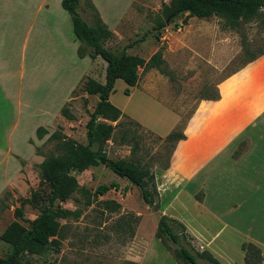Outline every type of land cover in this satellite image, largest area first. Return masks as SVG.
Wrapping results in <instances>:
<instances>
[{"label":"rangeland","instance_id":"obj_1","mask_svg":"<svg viewBox=\"0 0 264 264\" xmlns=\"http://www.w3.org/2000/svg\"><path fill=\"white\" fill-rule=\"evenodd\" d=\"M85 1L80 0L77 10L90 23V10L85 6ZM94 1L109 25L122 14L118 28L115 29L117 34L105 43L115 53L124 50L146 59L160 47L163 68L139 69L136 87L175 110L181 120H184V125L199 100L215 92L218 94L217 85L249 63H243L248 54L242 51V39L252 43L250 52L262 47L264 33L255 20L230 29L223 27L220 19L214 16H190L183 23L185 13H182L158 30L154 20L159 15L161 2L168 0ZM48 3V17L56 18L58 30L46 31L43 40L31 36L26 53L22 51L23 28L20 25L18 31L8 34L5 32L0 36V78L8 69L3 78L8 77L10 80L8 84L5 83L7 98L0 96V232L14 219V208L21 206L22 216L15 219L23 225H27L38 213L48 193L47 184L40 178L39 164L48 153L54 151V141L49 140L48 135L58 130L73 142L84 143L85 122L97 99L95 95L81 91L78 82L66 100L73 119H66L59 113L73 80L84 72L88 59L77 58L75 49L78 42L73 48L68 40L69 36L73 40V34L70 26L62 19L63 13L59 10L61 7L58 1L49 0ZM47 27L48 20L43 29L46 30ZM20 66L23 67L22 75L16 71ZM244 68L220 84L223 101L234 89L240 90L239 88L248 85L264 72L260 61ZM103 70L104 62L97 58L91 62L84 75L102 80ZM122 91L123 82L115 80L109 100L116 106H124L130 110L132 101L125 103ZM125 121L120 120L113 139L99 142V148L113 159H137L154 176H159L168 167L176 144L171 148L148 129L141 125L134 128L133 125L125 124ZM39 125L46 130L40 139L34 134ZM125 126L135 129L138 141L132 154L130 143H122L119 139L120 130ZM191 146V141L181 143L175 156L180 158L188 154ZM206 169V175L211 176L212 164H207ZM73 175L78 184L89 192H93L97 185L111 181L116 182L118 188L98 194L91 204L84 203L77 195L58 201L57 204L61 207L76 210L78 214L76 217L59 220V250L28 256L32 264H124L127 261L137 264H176L170 252L154 237L156 220L160 215L159 205L161 201L162 204L166 203L175 191L174 188L179 187L187 192L188 197L201 199L203 187L195 176L182 185L180 183L173 186L174 188L165 187L162 199L156 193V209H152L142 201L136 186L102 164L81 167ZM155 186L157 192V185ZM211 190L212 180L209 193ZM5 191L8 194L3 197ZM31 196H34L35 202L19 201V198ZM107 200H113L120 206L117 209L106 208L103 202ZM184 201V198H179V204L173 208L177 211L174 213L181 216L194 231L199 220L195 218L194 206ZM238 237L234 234L227 236V240L233 242ZM191 244L200 250L194 237ZM8 252L9 245L0 239V258ZM237 262L245 264L240 257Z\"/></svg>","mask_w":264,"mask_h":264},{"label":"trees","instance_id":"obj_2","mask_svg":"<svg viewBox=\"0 0 264 264\" xmlns=\"http://www.w3.org/2000/svg\"><path fill=\"white\" fill-rule=\"evenodd\" d=\"M85 6L90 10L91 22H87L77 10L79 0H60L61 7L67 12L71 30L75 40L76 55L79 58L88 56L90 59L100 58L104 62L103 78L97 80L89 75H83L79 81L81 91L95 94L97 100L89 112L85 122V142L76 143L58 130L52 131L48 139L54 141V151L48 153L40 162V178L47 184L48 193L44 202L39 207L38 213L29 220L27 225L21 224L17 219L22 216V208H14V219L8 222L0 232V239L9 245V252L0 258V264H32L28 256L42 255L45 252H57L60 248V219L70 216L76 217L78 211L70 210L58 205V201L78 196L86 204H91L99 194H104L109 189H117L116 182L99 184L93 192L84 190L75 179L73 172L84 166L99 164L107 167L115 175L126 179L137 187L142 201L152 209H156V186L154 174L145 165H140L137 159L110 158L99 148V142L113 139L114 131L120 126V120L125 119L127 125L134 128L139 123L130 119L121 110L112 104L108 95L112 91L114 81L120 79L125 83L123 93L128 94L129 88L134 87L139 79L138 70L149 68H163L160 47L146 59L124 50L115 53L105 43L113 37L112 32L101 20L99 14L91 3L86 0ZM138 11L139 9L134 6ZM185 13L183 23L187 17L208 18L214 16L220 19L223 27L236 29L242 23L255 20L261 32L264 33V0H168L162 1L159 15L154 23L156 29H162L175 16ZM158 39V36L156 37ZM252 43L242 39V51L248 54L243 63L250 62L264 53V36L262 47H257L250 52ZM73 92V90L71 91ZM205 99H217L215 92ZM68 101L59 108V113L66 119H73V114L68 110ZM113 122H115L113 124ZM184 120H180L175 128L168 132L161 141L174 147L176 142L184 138L182 133ZM124 127L120 130L119 139L122 143H130L131 154L136 150L135 129ZM46 133L43 126L35 128V137L40 139ZM172 150V149H171ZM36 152L37 149H35ZM34 194V191H31ZM8 192L3 193V197ZM31 194V195H32ZM1 199V198H0ZM77 200V198H75ZM23 202H35L34 196L19 198ZM106 208L117 209L120 205L113 200L103 202ZM154 237L159 239L164 248L170 252L176 264H220L211 253L206 250H197L191 244L192 237L187 233L184 225L169 216L160 214L156 221ZM245 264H261L259 249L250 242H242ZM199 260L203 262H199ZM124 264H137L127 261Z\"/></svg>","mask_w":264,"mask_h":264},{"label":"crops","instance_id":"obj_3","mask_svg":"<svg viewBox=\"0 0 264 264\" xmlns=\"http://www.w3.org/2000/svg\"><path fill=\"white\" fill-rule=\"evenodd\" d=\"M48 1L0 0V36L5 32L8 34L16 31L20 25L23 28L21 29L22 51L26 53V46L31 36L43 40L46 31L58 30L56 18L48 17L47 12L50 11ZM56 1L60 4V0ZM90 1L107 28L113 35L117 34L115 29L118 28L122 14L109 25L95 1ZM59 10L63 13L61 14L63 21L71 28L67 12L62 7ZM47 20L49 27L44 30ZM72 37L73 40L70 36L68 40L74 48L76 40L74 35ZM77 58L79 60L87 58L88 62L84 66V72L73 80L64 102L80 78L87 74L91 62L97 59H90L88 56L82 58L77 56ZM257 61L263 63L264 69V54L246 65ZM245 66L217 85V99L199 100L195 110L185 121L182 130L184 138L176 142L168 167L159 176H154L160 199L166 192H163L165 187H173L180 183L182 185L185 181L196 177V181L203 187L204 194L201 199L188 197L183 188L173 187L175 191L166 203L160 202L158 212L180 221L187 233L199 244L200 250H208L220 264L243 263L237 262L238 257L241 261L243 258L244 261V251L240 247L242 242L255 245L259 249L260 262L264 264V72L248 85L239 88L240 90L234 89L225 101L220 91V84L240 73ZM16 71L22 75L23 67L20 66ZM7 72L8 69L0 78L2 98H7L5 83L8 84L10 80L8 77L3 78ZM125 86L123 82V88ZM124 96L125 103L132 101V109L127 110L124 106L114 105L127 117L159 138L164 137L181 120L175 110L136 86L130 87L128 94ZM189 141L192 142L189 153L177 158L175 156L177 147ZM207 164H212L211 176L206 175ZM211 180L212 190L209 193ZM179 198H184V202L194 206L195 218L199 220L194 231L181 216L174 213L177 212L173 208L179 204ZM254 227L256 228L253 229ZM234 234L239 237L229 242L227 236Z\"/></svg>","mask_w":264,"mask_h":264},{"label":"water","instance_id":"obj_4","mask_svg":"<svg viewBox=\"0 0 264 264\" xmlns=\"http://www.w3.org/2000/svg\"><path fill=\"white\" fill-rule=\"evenodd\" d=\"M165 22L167 23L168 22V19H166Z\"/></svg>","mask_w":264,"mask_h":264}]
</instances>
